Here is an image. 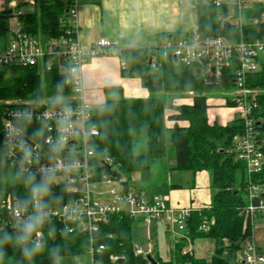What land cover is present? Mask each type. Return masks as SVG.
I'll return each instance as SVG.
<instances>
[{"label": "trees", "instance_id": "1", "mask_svg": "<svg viewBox=\"0 0 264 264\" xmlns=\"http://www.w3.org/2000/svg\"><path fill=\"white\" fill-rule=\"evenodd\" d=\"M22 14L17 16L7 10L0 11V44H3L9 32V19L16 18L20 32L30 34L38 40L46 41L58 38L68 27L66 0H39L34 6L20 5ZM196 27L202 37H225L236 41L237 31L232 23L220 22V16H227L226 8H215L205 2L196 0ZM264 4H255L248 12V21L244 22L242 39L246 42L264 37V22L261 15ZM258 20L252 25L251 20ZM174 38V37H173ZM150 51L127 50L121 56L126 65L121 70L124 77H136L140 85L150 94L143 99H125L119 86L104 89L106 99L96 106L90 114V124L98 129V137L93 145L100 153H105L112 160V168L122 176L133 173L152 171L157 164L165 166L170 157L175 164L170 171L196 174L205 171L211 178V203L205 208L191 210L185 220V228L181 239L172 248L170 260L163 262L148 254L155 264H232L226 259L239 249L243 239L249 236V227L242 214L245 207V192L248 184L244 165L239 162L233 152V138L241 134L242 126L238 119L230 125L209 124L207 121V99L204 93L213 89H233L231 74L225 69L219 79L208 75H200L196 65L174 70V61L167 59L159 70L148 64ZM259 69L247 77L248 90L264 91V56L257 58ZM12 71L10 83L3 85V77ZM189 94L192 99L180 104L177 109L168 110L165 99L159 94ZM44 96L49 105L52 99H64L71 95L64 77L56 71L36 73L34 68H16L0 70V99L29 100ZM154 95V96H151ZM50 100V101H49ZM257 107L253 112L255 130L261 151L264 155V95L256 99ZM228 106L233 104L226 100ZM5 107L0 105V199L6 195L17 197L22 205L30 201L33 189L46 185V192H37L41 198L42 208H52L73 201L62 189L52 185L46 176L28 175L20 172L5 157L2 119ZM171 124L168 126L166 122ZM25 134L32 138L44 137L41 129L36 130L33 124H22ZM172 154H168L167 145ZM108 173L105 168L96 171ZM125 190L127 184L119 181ZM253 182L264 187V166L260 175ZM178 186H172L175 188ZM31 219L35 224L31 233L25 228L0 231V264H57L60 258L88 256L87 235L74 231L69 234L67 224L44 217L41 211L31 207ZM42 218L39 222L36 218ZM134 218L126 213L113 214L106 223H101L96 235V247L105 248L93 256L98 264H149L146 256L134 253L135 241L132 228ZM207 230H200L202 224ZM40 232L42 240L34 243L33 236ZM110 236V237H109ZM186 238L193 242L196 239H210L215 243V251L211 259H197L191 254H183ZM25 249L31 255L25 254ZM35 249V251H32ZM110 256L118 260L111 262Z\"/></svg>", "mask_w": 264, "mask_h": 264}, {"label": "built area", "instance_id": "2", "mask_svg": "<svg viewBox=\"0 0 264 264\" xmlns=\"http://www.w3.org/2000/svg\"><path fill=\"white\" fill-rule=\"evenodd\" d=\"M67 28L58 38L41 41L30 34L9 30L7 38L0 44V70L16 68H34L36 73L56 71L64 77L71 95L65 100L51 101L15 100L0 102L5 107L2 119L5 157L16 168L28 175L46 176L55 187L62 189L73 201L52 208H42L41 198L33 194L31 200L22 205L17 197L6 195L0 199V231L25 228L31 219V209L39 210L44 217L57 219L67 224L69 234L77 231L87 235L88 257L90 264H98L93 256L104 251L103 245L96 247L97 232L101 223H106L113 214L126 213L131 217L142 215L149 223L162 218L168 222V229L181 239L185 220L192 209H172L167 207L161 196L147 198L132 193L122 187H114L112 160L95 149L94 141L98 129L90 124V114L94 110L86 97L82 77V68L88 58L116 55L114 46L106 39H100L93 47L83 48L78 40V6L80 0H66ZM215 8H226L227 16H220V22L233 21L238 39L229 41L225 37H202L198 33L184 37L167 38L150 51L148 64L159 70L162 63L171 59L175 64L181 62L184 67L196 65L200 75L219 79L225 69L231 74L233 89L239 96L229 100L237 107V119L242 126L241 134L233 138V152L246 171L248 184L245 192V207L242 214L249 227V236L243 239L238 250L230 255L232 264H264V257L259 253L253 240L256 222L264 226V187L253 182L260 175L264 166V155L255 130L253 112L257 107L256 98L251 97L246 87L247 77L259 69L257 58L264 56V37L246 42L244 32V12L250 10L248 0H205ZM6 10L11 14H22L19 4L10 3ZM231 19V20H229ZM258 20H251L257 24ZM264 22V13L261 15ZM126 65L120 62V69ZM192 94V93H190ZM189 94V95H190ZM33 124L41 129L45 136L39 138L25 134L22 124ZM105 168L108 173L96 171ZM120 181V180H119ZM118 181V182H119ZM108 186L107 191L97 188ZM126 207V208H125ZM125 208V209H124ZM200 230H207L202 224ZM39 233V235H37ZM35 233L33 242L42 240L40 232ZM110 237V236H109ZM183 254H191V242L186 238ZM134 253L145 257L135 244ZM192 255V254H191ZM115 262L117 257L110 256Z\"/></svg>", "mask_w": 264, "mask_h": 264}, {"label": "crops", "instance_id": "3", "mask_svg": "<svg viewBox=\"0 0 264 264\" xmlns=\"http://www.w3.org/2000/svg\"><path fill=\"white\" fill-rule=\"evenodd\" d=\"M248 1L251 8L255 4H264L262 0ZM34 2V0H10L6 4H27L32 7ZM195 3L196 0H80L77 15L80 45L88 49L93 47L98 40L106 39L116 50V55L96 56L86 60L82 68V77L88 102L94 107L103 104L106 99L104 89L110 86H119L122 89L121 95L125 99L147 98L149 92L141 87L138 78L122 75L119 70L120 62L123 61L121 55L127 50L149 51L167 38L188 37L197 33ZM3 10H6V7L0 8V11ZM248 12L249 10L243 14L244 22L249 19ZM190 100L182 101L179 105L188 103ZM225 105L231 109L220 119L214 113L209 114L207 103L206 114L209 124L217 123L226 126L237 119L236 111L232 106L227 105L226 99ZM165 107L168 110L167 113L170 114L171 110L177 109L178 105L166 99ZM167 116L165 115V118ZM165 124L169 126L171 123L167 121ZM174 164V160L170 158L165 166L156 165L167 174L169 179L167 184L162 185L161 190L151 188L148 193H143L141 190H136L134 193L147 198L161 196L165 199L167 207L172 209L198 210L209 206L212 196L210 174L205 171L196 174L170 171ZM147 173L149 172H144V174ZM172 186H178V188H171ZM158 225L155 221L156 233L159 232ZM252 232L255 246L262 255L264 226L259 222L258 225L255 224ZM164 233L166 243L162 244L161 250H159L161 245H158L157 240L151 239L153 241H148L146 250L142 252L151 253L163 262L170 260L177 238L170 232L168 225L164 227ZM155 236L158 238V235ZM135 244L140 248L139 243L135 242ZM191 254L196 258L193 251ZM225 256L228 258H226L227 261L232 262L229 254L226 253ZM197 259L209 260L211 258L199 257Z\"/></svg>", "mask_w": 264, "mask_h": 264}, {"label": "rangeland", "instance_id": "4", "mask_svg": "<svg viewBox=\"0 0 264 264\" xmlns=\"http://www.w3.org/2000/svg\"><path fill=\"white\" fill-rule=\"evenodd\" d=\"M7 1H10V0H0V8L7 7V4H6ZM34 1H39V0H34ZM262 1L264 2V0ZM16 26H17L16 19L10 18L9 19V30L11 32H14L16 30ZM183 68L184 66L181 62H179L178 64H174L175 71H181ZM14 75L15 74H13L12 71L8 72V74H6L3 77V81H2L3 85L9 84L10 80L13 78ZM238 92L239 91L236 89H232L231 91V90H225L221 88V89H213L209 92L204 93V96L206 97L207 103L209 106L207 107L209 114L212 115V113H214V115H216L217 118H220V119L223 118L226 115L227 111L231 109L225 105V99L231 100L235 98L236 96H239L240 93ZM249 94L251 97L257 98L260 94L264 95V91L260 90L259 92L258 90H253V91L249 90ZM148 96H150V94ZM151 96H154V95H151ZM156 96L160 98L163 97L165 100L166 99L171 100L172 103L175 104L176 106L177 105L179 106L180 102L190 100L193 97V95L191 96L188 94L183 95V94H163V93L156 95ZM37 99L38 101H43V100L48 101L43 95L38 97ZM15 100H19V99H13L9 101H15ZM6 101L8 100L0 99V102H6ZM51 101H54V99H52ZM232 108L234 111H237L236 109H238L237 107H232ZM167 115L169 116L170 114L166 113V116ZM167 149H168V154H172V149L169 144L167 145ZM121 181L127 184L126 185L127 188L132 193L136 190H141L143 191V193H148V191L151 188H159L161 190L162 185L167 184L169 179L166 173H164L160 168L155 166V168L152 171H149V173L147 174L133 173L131 175H127L124 177L122 176ZM114 182H115L114 187L117 190H120L122 187H124L120 182L118 181H114ZM97 188H99L101 191H107L108 186L99 185ZM156 222L159 224L158 225L159 232L157 233L154 230L155 228L154 222L153 223L151 222V224H148L143 216H140V215L135 216V219L133 222L134 225L132 228V234H133L132 237L135 242L140 244L141 250H146V247L148 246V241L152 242L153 240L154 241L157 240L158 245H161L159 250L162 249V244L164 245V243H166L165 236H163V234H165L164 227L167 226L168 222H166L163 218ZM256 224L258 225L259 222ZM155 235H158V238ZM192 244L189 246V248L192 249L191 251H193L196 258L205 257L209 259L213 256L214 251H215V243L213 240L203 239V238L196 239L195 241H193ZM262 256L264 257V248L262 250ZM57 264H90V261H89L88 256L64 257V258H60Z\"/></svg>", "mask_w": 264, "mask_h": 264}, {"label": "clouds", "instance_id": "5", "mask_svg": "<svg viewBox=\"0 0 264 264\" xmlns=\"http://www.w3.org/2000/svg\"><path fill=\"white\" fill-rule=\"evenodd\" d=\"M41 191L46 192V191H47V186H46V185H40V186H37L36 188L33 189V193H34V194L37 193V192H41ZM36 219H37V221L39 222L42 218L38 217V218H36ZM35 226H36L35 224L29 222V223L26 225V227H25V231H26L27 233H31V232L34 230ZM37 235H39V233H37ZM36 247L38 248L39 245L37 244ZM32 251H35V249H33ZM25 254H26V255H31V252H30L28 249H25Z\"/></svg>", "mask_w": 264, "mask_h": 264}, {"label": "water", "instance_id": "6", "mask_svg": "<svg viewBox=\"0 0 264 264\" xmlns=\"http://www.w3.org/2000/svg\"><path fill=\"white\" fill-rule=\"evenodd\" d=\"M112 177L116 179V181L121 180V175L117 174L116 172H112ZM146 260L149 264H155V261L152 259V257L150 255H146Z\"/></svg>", "mask_w": 264, "mask_h": 264}]
</instances>
